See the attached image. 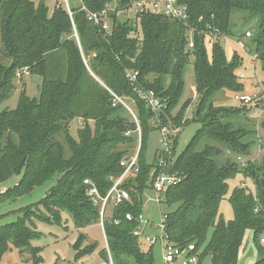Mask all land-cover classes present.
<instances>
[{"label": "trees", "instance_id": "1", "mask_svg": "<svg viewBox=\"0 0 264 264\" xmlns=\"http://www.w3.org/2000/svg\"><path fill=\"white\" fill-rule=\"evenodd\" d=\"M112 1L86 0V6L96 12ZM118 1L124 7L132 0ZM185 1L190 6L193 49L188 48V26L161 15L142 14L137 22L115 19L113 32L107 35L89 22L84 12L75 11L72 23L64 8L51 10L45 0H0V39L3 55L10 61L8 65L0 62V105L15 91L19 71L27 69L42 78L39 99L23 90L17 108L0 113V185L17 177L14 169L26 157L20 180L0 195V203L28 195L55 180L41 204L59 217L61 212L69 213L75 227L85 229L102 220L100 206L87 195L85 181L105 198L124 173L121 162L131 157L124 147L140 141L138 171L120 185L130 201L115 204L112 215L103 219L108 249L100 251V256L106 264L110 260L113 264H154L151 250L142 251L134 232L140 226L143 195L153 189L160 172L181 179L164 192L167 207L177 206L164 215L168 221L164 240L180 249L194 246L189 256L197 259L196 264L208 256L212 264H238L245 235L251 231L262 257L257 264H264L263 181L253 178L255 194L244 187L232 192L229 203L234 219L226 223L219 209L229 191L228 181L249 169L218 164V148L209 142L201 144L205 139L220 142L239 154L250 148L242 141L245 132L231 122L239 116V109L215 106L213 101L222 91L234 96L244 92L235 72L238 57L229 62L219 42L212 45L210 54L205 42L207 33L231 36L233 13L244 12L258 23L255 51L264 69V0ZM191 57L201 96L195 112L201 128L173 163L165 168L157 166L153 173L147 152L155 114L140 93L152 91L167 100L159 116L163 125L171 122L180 128L188 124L184 118L188 103L176 116L173 112L184 92V70ZM131 72L137 73L134 82L128 77ZM116 98L129 100L134 106L140 136L134 133L136 124L120 114L126 109ZM76 119L84 121L77 139L70 134ZM60 134L70 149L68 158L58 140ZM177 144L175 139L172 152ZM128 214L132 220L126 218ZM22 218L0 227V259L13 246L27 247L39 239L40 235L27 233ZM79 241L81 237L73 247L75 258L96 250L95 245L82 248Z\"/></svg>", "mask_w": 264, "mask_h": 264}, {"label": "rangeland", "instance_id": "2", "mask_svg": "<svg viewBox=\"0 0 264 264\" xmlns=\"http://www.w3.org/2000/svg\"><path fill=\"white\" fill-rule=\"evenodd\" d=\"M45 2L51 10L55 9L54 2H56V0H45ZM58 2L59 4L62 3L61 0H58ZM71 5L76 7L75 2H71ZM119 19L121 21H126L123 15L119 16ZM132 21L133 20H131V22ZM231 29L233 34L228 38L219 40V43L222 44L229 62H232L235 56L238 57L235 61L239 66L235 72L239 76L238 80L245 88L244 92H240V94L248 95L254 99L253 102L249 104L239 102L235 100L233 93L226 90L218 93L213 101L215 106L239 109V116L231 119V122L235 129H240L245 132L242 141L246 144L249 143L250 148L247 153L239 154L231 149H227V147L220 142L215 143L205 139L202 140L201 143L202 145H206L209 142L210 145L218 148L220 151L217 156L218 164L238 165L243 171L244 169H249L247 174L242 172L228 181L229 191L225 199L221 202L219 209V213L223 216L226 223L234 219V212L229 203L232 192L238 187H244L255 194L257 189L253 179L255 177L259 178L264 183V69L255 51L256 43L254 40L259 33L258 23L250 19L246 13L235 11L232 16ZM248 32L251 33V37L243 36V34ZM137 35L140 37L139 32ZM209 36L210 35H206L205 43L211 54L214 41H211ZM0 62L4 65H8L10 62L9 59L3 55L1 39ZM183 79L185 83L184 92L179 106L173 112V116H176L183 104L188 103L184 117L185 120L188 121V124H183L182 127L177 128L171 122L163 125L160 120L155 121V117L151 124L155 129L150 135L147 152V161L154 166L153 173H155L157 166L165 168L173 163L176 157L185 150L190 141L196 137L198 130L201 128V124L198 122L195 115L201 96L196 90L193 57L190 58L189 63L185 67ZM14 84L16 85V89L11 94V97L0 105V113L4 110H15L18 105L20 93L23 90H26L27 95L31 98H40L42 78L38 75L29 74L20 80L16 77ZM150 92L151 91L140 93V97L145 101L146 107H149L147 99L149 98L148 95H150ZM155 96L158 102L162 101L159 107L162 105L165 107L167 100L158 97L156 94ZM123 103L121 104L126 111H122L120 114L125 119L130 118L132 122H134L133 116L126 107L128 106L132 112L135 113L134 106L129 100L123 101ZM158 110L160 112V108ZM90 125L94 126L92 122ZM83 126L84 121L82 119L74 120L70 125L71 136L77 139L78 131ZM134 133L140 136L141 130L139 131L137 127ZM164 139L168 142L167 146H165L166 143ZM175 139L178 140V144L174 152H172V143ZM58 140L62 143L65 156L68 158L70 156V149L65 142V136L60 134ZM124 148L128 150V156L132 157L139 152L140 141L137 139V142L132 145H126ZM240 159L244 161V164H241ZM19 180V177H16L8 183L0 185V195L6 194L5 191L14 187L15 183ZM55 182V180L50 181L42 187H37L28 195L16 198L15 200H3L4 202L0 203V227L17 222L20 218L24 217L22 219H24L23 221L27 233L30 235H40L39 239L31 241L27 247L16 248L13 246L10 251L0 259V264H106L100 256V251L104 248L108 249L107 239L103 230V219L106 220L112 215L115 203L113 201L108 202L105 213L103 216L101 215V221L85 229H77L69 213L61 212V216L59 217L51 213L52 210L41 204L42 199L47 196ZM159 196L161 201L157 202ZM163 197L164 193L159 195L157 191L153 189L148 190L143 195L142 216H140L147 224L144 225L143 222L141 223L139 221L140 226L135 230L139 233L142 232L139 236V245L144 252L151 250L154 257V264H196L197 259L189 256L191 252L189 251L190 246L185 249L184 255L173 259L172 262L167 263L164 260L165 241L161 240L164 236V230L159 227L162 224L165 226L167 225L168 221L164 215L170 210H175L177 206L169 209L164 203ZM99 206L101 209L102 205L99 204ZM25 210L26 214L23 215ZM145 226L146 228L143 231ZM80 237L81 241L79 242L82 243V248L95 245L96 250L92 254L78 259L75 258L76 251L73 247ZM149 239H155L157 241L150 244ZM262 246H264V244H262ZM192 258L195 259L193 262H190ZM261 259L262 257L259 255L254 244L253 233L248 231L240 249L238 264H257ZM109 264H113L111 260ZM131 264H133L132 261ZM202 264H212L211 258L209 256L206 257Z\"/></svg>", "mask_w": 264, "mask_h": 264}, {"label": "built area", "instance_id": "3", "mask_svg": "<svg viewBox=\"0 0 264 264\" xmlns=\"http://www.w3.org/2000/svg\"><path fill=\"white\" fill-rule=\"evenodd\" d=\"M62 3L59 4L58 0L54 2L55 8L58 9L60 7L64 8L66 12L68 13L72 23H74V12H84L86 15V18L89 22L94 24L96 27L99 28V30L107 35L111 34L113 32V25L115 19H119V16L123 15L125 16L126 20H133L138 21L139 16L142 14H155V15H161L171 21H177L184 23L188 26L187 36H188V48L193 49L194 48V30L188 25L191 21V13H190V6L185 0H132L130 3H128L126 6H122L118 0H114L112 2L107 3L104 8L100 11H91L86 6V0H61ZM71 2L76 3V7L71 5ZM132 18V19H131ZM213 32V31H212ZM206 35H210L209 38L211 41H214V43L219 42V40H222L223 38H228L223 35H219L217 32L213 33H207ZM247 37H251V33H246ZM76 37L78 38L77 34ZM22 72V73H21ZM30 73L27 69H24L23 71H19L16 75L17 79H23L25 76H28ZM129 80L131 82L136 81L137 79V73H129L128 75ZM145 95V94H144ZM148 106L152 110V112L155 114L156 120H159V108L161 110L160 104L161 102L157 101V97L155 96L154 92H150V95H148ZM252 97L248 95L243 94H237L235 95V100L243 103H252L253 102ZM116 100L120 103H123L122 100L119 98H116ZM124 104V103H123ZM126 106V105H125ZM127 109L130 111L131 115L133 116L134 122L137 124L138 130L140 131V125L139 121L132 110L126 106ZM165 146H167L168 142L166 139ZM168 150V147H167ZM169 152V151H168ZM241 164H244V161L240 159ZM121 166L125 169L124 173L121 175L120 178H118L110 192L105 198H102L99 195V192L96 187H94L92 184H90L89 181H85V184L87 185V195L91 198V200L95 203V205H102L101 208V215L105 213L106 206L110 201H113L115 204H120L124 201H130V195L129 193L122 189L120 185L125 180V178L133 172L138 171V153L132 157H130L127 160H123L121 162ZM181 182V179L177 177L174 174H167L164 172H160L157 177L154 179L153 183V189L157 191V193L160 195L161 193H164L167 189L170 187L176 186ZM160 196L157 200V202H160ZM99 203V204H98ZM142 216V215H141ZM139 216L138 220L143 224H147V222L142 220V217ZM128 220H132L133 217L131 214H128L126 216ZM159 228L163 229L165 228V225L162 224ZM142 233V232H141ZM141 233L135 231L134 234L136 236H140ZM161 240L165 241V250H164V260L169 263L172 262L173 259L178 258L181 255L185 254V249L182 250L180 248L174 247L172 244L168 243L166 240H164V236L161 238ZM157 240L155 239H149L150 244L155 243ZM261 243L264 244V237L261 239ZM193 247L190 246V250H192ZM189 250V251H190ZM195 258H192L190 262H193Z\"/></svg>", "mask_w": 264, "mask_h": 264}, {"label": "water", "instance_id": "4", "mask_svg": "<svg viewBox=\"0 0 264 264\" xmlns=\"http://www.w3.org/2000/svg\"><path fill=\"white\" fill-rule=\"evenodd\" d=\"M26 162V157L23 158V160L18 164V166L14 169V175L15 176H20L22 173V170L24 168Z\"/></svg>", "mask_w": 264, "mask_h": 264}, {"label": "crops", "instance_id": "5", "mask_svg": "<svg viewBox=\"0 0 264 264\" xmlns=\"http://www.w3.org/2000/svg\"><path fill=\"white\" fill-rule=\"evenodd\" d=\"M153 190H154V189H153ZM144 225H146V224H144ZM144 225H143V226H144ZM145 228H146V226L144 227L143 231L145 230ZM263 237H264V236H263Z\"/></svg>", "mask_w": 264, "mask_h": 264}]
</instances>
